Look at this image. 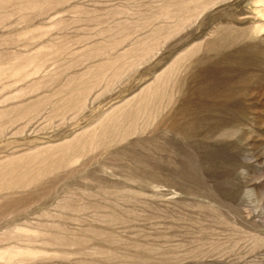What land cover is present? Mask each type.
<instances>
[{
  "label": "rangeland",
  "instance_id": "374dc122",
  "mask_svg": "<svg viewBox=\"0 0 264 264\" xmlns=\"http://www.w3.org/2000/svg\"><path fill=\"white\" fill-rule=\"evenodd\" d=\"M0 264H264V0H0Z\"/></svg>",
  "mask_w": 264,
  "mask_h": 264
}]
</instances>
